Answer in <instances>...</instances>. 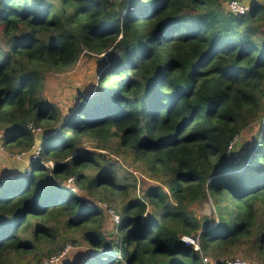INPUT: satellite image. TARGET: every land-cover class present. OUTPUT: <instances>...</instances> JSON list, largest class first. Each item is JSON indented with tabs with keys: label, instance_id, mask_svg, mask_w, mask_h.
I'll list each match as a JSON object with an SVG mask.
<instances>
[{
	"label": "trees",
	"instance_id": "trees-1",
	"mask_svg": "<svg viewBox=\"0 0 264 264\" xmlns=\"http://www.w3.org/2000/svg\"><path fill=\"white\" fill-rule=\"evenodd\" d=\"M263 25L264 2L236 15L225 0H0L3 144L30 151L28 125L44 129L30 173L0 175V264H41L68 243L87 251L64 264H225L238 253L263 264ZM93 54L98 88L66 115L43 95L48 75ZM115 156L147 174L139 194ZM92 199L119 215L115 229ZM184 236H200V251Z\"/></svg>",
	"mask_w": 264,
	"mask_h": 264
},
{
	"label": "rangeland",
	"instance_id": "rangeland-1",
	"mask_svg": "<svg viewBox=\"0 0 264 264\" xmlns=\"http://www.w3.org/2000/svg\"><path fill=\"white\" fill-rule=\"evenodd\" d=\"M261 2H264L262 0ZM264 31V25H263ZM102 70V62L98 56L93 55H85L81 58L80 62L76 65L74 69L67 73H54L48 75L45 86L43 88L44 97L52 103H55L61 112L64 114H69V111L74 108L77 104V96L78 94H82L85 96H90L93 92H95L98 88L97 80L99 74ZM259 131V125L253 124L247 127L244 131H242L241 136L239 137V141L237 139L233 141V148L228 153V159L234 160L235 162L239 161L241 158L242 150H239L243 145H246L252 142L257 133ZM0 132L3 131L0 130ZM44 132V129L40 127V130L35 133L36 138H38L42 142V138L40 137ZM4 135V134H3ZM238 142V143H237ZM3 145V147H2ZM93 142L86 141L85 147L86 149L93 148ZM29 151L20 153L19 151H12L7 146L3 144V137L0 139V175L7 173L5 177L10 178L15 176L19 172L30 173L28 167L35 161L38 160V153L34 151L29 153ZM117 160V161H116ZM114 162H116V168L118 170V175L122 182L132 183L134 175L138 181L136 192L140 193L142 187L140 188V178L145 180H150L147 174L137 166H132L126 162H124L123 158L120 156H115ZM40 164H43L47 167H52L54 162L52 161H44L40 160ZM14 170H11V169ZM129 177V179L127 178ZM150 183V182H149ZM70 186L74 185L73 182H69ZM94 204L98 205L101 208L107 207L106 202L100 199H92ZM106 209V208H105ZM189 210L194 211L195 215L201 217L203 215V208H200L198 205H192L189 207ZM115 229V223L110 217V215L105 213V221H104V230L106 232L112 231ZM87 248L85 246H79L78 248L68 243L65 253L60 258V260L56 264H64L65 261H77L79 257H83L86 254ZM237 256H244L242 253H238ZM48 258V257H47ZM46 259V258H44ZM12 264H36V259L33 255H28L26 257H22L21 259L14 258V263ZM251 264H258L257 262H251ZM264 264V263H263Z\"/></svg>",
	"mask_w": 264,
	"mask_h": 264
},
{
	"label": "built area",
	"instance_id": "built-area-1",
	"mask_svg": "<svg viewBox=\"0 0 264 264\" xmlns=\"http://www.w3.org/2000/svg\"><path fill=\"white\" fill-rule=\"evenodd\" d=\"M228 7H229L230 11L233 12L234 14H236V15L245 14V13H247L250 10L249 6H243L242 4H240V2L238 0H230V1H228ZM28 127L34 133H37L40 130V128L36 127L33 123H30L28 125ZM2 137H3V134H2V132H0V139ZM236 139L237 138H235L234 141ZM2 147H3V145H2ZM232 148H233V142L231 143L228 152H230L232 150ZM39 151H40V147H39ZM68 181L69 182H73V178L69 179ZM105 208L108 211V214L110 215V217L112 218L114 223L118 224L119 221H120L119 215L112 208L108 207V205ZM194 238H195V240L192 237L184 236L182 239H183V241L186 244H188L190 246H193L195 250L200 251V249H201L200 236L194 237ZM64 253L65 252H62L59 255H53V256H51L49 258H46V259H44L42 261L41 264H56L60 260V258L63 256ZM202 260H203L204 264H210L209 263V259L207 257H202ZM225 264H249V261L244 256H236L234 258L227 259L225 261Z\"/></svg>",
	"mask_w": 264,
	"mask_h": 264
},
{
	"label": "water",
	"instance_id": "water-1",
	"mask_svg": "<svg viewBox=\"0 0 264 264\" xmlns=\"http://www.w3.org/2000/svg\"><path fill=\"white\" fill-rule=\"evenodd\" d=\"M225 1H230V0H225ZM238 1L243 6H249V7H251L254 4L261 3L262 0H238ZM40 144H41V141L38 138H36L35 144H34L33 148L29 151V153H32L34 151H37L39 149V147H40ZM29 153H28V155H30ZM192 238L195 240L194 237H192Z\"/></svg>",
	"mask_w": 264,
	"mask_h": 264
},
{
	"label": "crops",
	"instance_id": "crops-1",
	"mask_svg": "<svg viewBox=\"0 0 264 264\" xmlns=\"http://www.w3.org/2000/svg\"><path fill=\"white\" fill-rule=\"evenodd\" d=\"M11 170H14L13 168Z\"/></svg>",
	"mask_w": 264,
	"mask_h": 264
}]
</instances>
